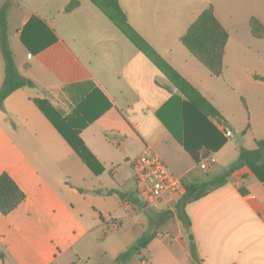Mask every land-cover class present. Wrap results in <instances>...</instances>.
Returning <instances> with one entry per match:
<instances>
[{"label":"crops","instance_id":"0c3cea01","mask_svg":"<svg viewBox=\"0 0 264 264\" xmlns=\"http://www.w3.org/2000/svg\"><path fill=\"white\" fill-rule=\"evenodd\" d=\"M71 1L0 0V8L8 4L18 71L34 82L0 108V174L25 194L13 211L0 212V264H114L148 230L159 234L141 251L144 260L135 256L139 264H264V184L251 167L184 205L190 228L179 216L180 191L151 209L137 195L132 168L148 148L181 180L206 181L235 164L241 147L264 140V75L229 55L232 42L251 33L252 17L264 24V0H119L146 51L91 0L68 11ZM210 4L229 33L221 76L181 41ZM4 79L0 41V88ZM181 79L224 127L198 111L177 86ZM78 138L90 164L73 147ZM192 152L216 161L203 170ZM174 216L178 232L161 234ZM108 229L133 233L101 241Z\"/></svg>","mask_w":264,"mask_h":264},{"label":"trees","instance_id":"16d2710c","mask_svg":"<svg viewBox=\"0 0 264 264\" xmlns=\"http://www.w3.org/2000/svg\"><path fill=\"white\" fill-rule=\"evenodd\" d=\"M91 1L115 21V23H117L121 30L138 48L143 51H146V49L149 48V45L144 39L127 23L126 14L122 9L119 0ZM79 4V0H72L67 5L66 10L70 11L79 6ZM7 9V3L0 8V41L5 61V79L0 88V108L4 107L5 99L14 91L23 87L34 86L32 80L22 76L18 71L14 53L10 47L8 39ZM250 28L254 37L264 38V24L257 18L252 17L250 19ZM228 40L229 33L216 17L214 8L211 4L198 15L188 28L187 32L181 37L183 45H185V47L216 76H221L223 74V59ZM168 67L171 68L170 66ZM167 73L169 72L167 71ZM177 86L185 92L184 94L195 105L199 112L206 117L213 116L218 120H222L219 112L196 89H194L191 95L186 93V87L190 86L187 81L181 79V82L177 83ZM216 133L217 132L215 131V134ZM224 141L225 139L221 138V140L215 145H221ZM73 147L81 155L83 160L90 164L88 159L83 155V151L86 149L80 138H78L77 144H73ZM192 154L199 162L200 159L198 153L192 152ZM245 165L251 167L259 180L264 184V140H256V148L254 149L241 147L237 162L221 174L200 182L181 180L180 193L182 196L179 205V216L187 228H190L191 220L184 209V205L201 198L212 188L222 185L228 176ZM106 193L109 195L116 193L122 199H125L127 196L126 193L116 189L108 190ZM24 199L25 194L11 176L6 172L0 174V212L7 215L24 201ZM158 234L159 233L156 230L146 231L135 241V243L117 256L114 264H127L134 256H140V258H143L144 256H142L141 251L146 248L148 244L158 236ZM189 239L192 255L196 257V246L193 241V236L189 235Z\"/></svg>","mask_w":264,"mask_h":264},{"label":"built area","instance_id":"2783aa9c","mask_svg":"<svg viewBox=\"0 0 264 264\" xmlns=\"http://www.w3.org/2000/svg\"><path fill=\"white\" fill-rule=\"evenodd\" d=\"M223 127V121L216 119ZM227 137L233 136L230 129H224ZM200 168L208 170L216 161L213 156L199 158ZM137 195L140 201L151 209H158L165 195L180 191L181 179L171 172L165 162L156 154H151L148 148L132 161ZM117 223L112 227L116 228Z\"/></svg>","mask_w":264,"mask_h":264},{"label":"rangeland","instance_id":"374dc122","mask_svg":"<svg viewBox=\"0 0 264 264\" xmlns=\"http://www.w3.org/2000/svg\"><path fill=\"white\" fill-rule=\"evenodd\" d=\"M234 51L230 52L231 63L237 61L239 63H246L250 70L258 74L264 75V38H255L251 35L250 31L247 33L240 34L239 44L232 42ZM256 112V109H255ZM225 124L223 125V127ZM179 220L176 216L172 217L159 231L161 234L167 231L171 234V237L178 232ZM108 234L104 237L102 233L99 235L100 240L104 241V238L112 240L115 236L124 240L129 239L132 233L127 230H113L108 229ZM130 234V235H129ZM144 260L145 257L140 258ZM131 264H139L137 257H132L129 261Z\"/></svg>","mask_w":264,"mask_h":264}]
</instances>
